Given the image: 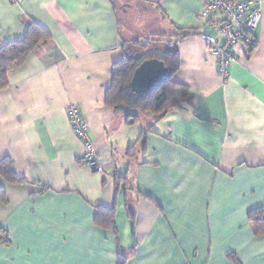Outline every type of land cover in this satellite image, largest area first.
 <instances>
[{"label":"crops","instance_id":"1","mask_svg":"<svg viewBox=\"0 0 264 264\" xmlns=\"http://www.w3.org/2000/svg\"><path fill=\"white\" fill-rule=\"evenodd\" d=\"M138 1L149 14L124 4L134 21L125 31L115 0H0V48L31 23L47 33L0 89V159L25 180L0 176V229L11 239L0 240V264H119L120 249L126 264H264L250 219L264 206V0L258 45L237 46L226 78L203 38L220 20L201 16L210 0ZM178 28L196 34L179 38ZM168 42L189 101L135 131L142 121L129 125L106 103L114 65ZM71 104L102 171L81 161ZM98 207L115 208L117 235L96 223Z\"/></svg>","mask_w":264,"mask_h":264},{"label":"trees","instance_id":"2","mask_svg":"<svg viewBox=\"0 0 264 264\" xmlns=\"http://www.w3.org/2000/svg\"><path fill=\"white\" fill-rule=\"evenodd\" d=\"M178 32L179 38H186L196 34L194 29L187 28H178ZM46 38L47 33L36 24L31 23L24 39L11 42L0 48V89L7 85L8 72L22 65L28 55ZM143 47H148V45ZM149 58L163 60L169 68V77L152 92L136 94L130 90L129 83L135 69ZM179 65L178 44L173 42H168L163 49H146L141 53L126 54L114 65L113 83L106 93L107 105L121 112L129 125L140 123L143 120L141 117L143 114L151 116L156 121H161L173 109L189 101L187 100L190 96L188 87L172 79V74L179 68ZM132 150L133 147L129 151L132 152ZM81 161L83 163V158ZM89 168L98 171L92 167ZM0 176L10 184L25 182L23 178L16 174L13 169V162L9 158L0 159ZM48 190V187H43L41 193ZM4 191L3 187L0 188V198ZM115 213V208L98 207L96 223L103 228L113 230L115 235H117ZM250 217L255 233L258 235L264 234V206L250 211ZM0 240L7 244L11 243L7 230L0 229ZM127 259L128 255L120 249L119 264H126Z\"/></svg>","mask_w":264,"mask_h":264},{"label":"built area","instance_id":"3","mask_svg":"<svg viewBox=\"0 0 264 264\" xmlns=\"http://www.w3.org/2000/svg\"><path fill=\"white\" fill-rule=\"evenodd\" d=\"M24 0H11L21 5ZM219 15L214 35L203 34L212 55L218 60V70L223 78L228 75L229 66L237 62V46L245 44L252 48L258 45L257 32L260 28L263 13L261 2L257 0H210L202 8L201 16L209 19ZM223 40V41H222ZM69 120L78 136L86 146L83 164L98 171L103 170V162L98 156L90 137L89 124L79 107L71 104L68 108Z\"/></svg>","mask_w":264,"mask_h":264},{"label":"water","instance_id":"4","mask_svg":"<svg viewBox=\"0 0 264 264\" xmlns=\"http://www.w3.org/2000/svg\"><path fill=\"white\" fill-rule=\"evenodd\" d=\"M166 63L159 58L144 60L134 71L129 88L136 94L152 92L169 77Z\"/></svg>","mask_w":264,"mask_h":264},{"label":"rangeland","instance_id":"5","mask_svg":"<svg viewBox=\"0 0 264 264\" xmlns=\"http://www.w3.org/2000/svg\"><path fill=\"white\" fill-rule=\"evenodd\" d=\"M115 3L117 5V7H118L119 16L121 18V22H122V25H123V29L125 31H128L129 29L132 28V26H133L132 24H133L134 21H133V19L131 17H129L130 15H128V17H127V15L124 14L123 9H122V6L124 4H131L132 7H135V9L137 10V13L138 12H141L142 9H145L144 11H145L146 15L149 14V11L146 8H143L142 5L139 3L138 0H115ZM126 9L128 10V14H130V10H129V7L128 6H126ZM131 12L133 14V10L132 9H131ZM138 22L139 23L141 22V19L140 18L138 19ZM148 116L149 115H145V114L141 115V117H142L143 120H142V122L140 124H138V125L135 126V131H139L140 132L142 130L148 129L152 125L154 126V122H153L152 118L145 119Z\"/></svg>","mask_w":264,"mask_h":264}]
</instances>
